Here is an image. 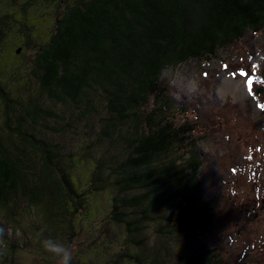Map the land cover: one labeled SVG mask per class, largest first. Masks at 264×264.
Returning a JSON list of instances; mask_svg holds the SVG:
<instances>
[{
  "label": "trees",
  "instance_id": "trees-1",
  "mask_svg": "<svg viewBox=\"0 0 264 264\" xmlns=\"http://www.w3.org/2000/svg\"><path fill=\"white\" fill-rule=\"evenodd\" d=\"M61 1L68 8L49 43L38 46L46 50L37 52L38 66H31L47 102L32 97L27 80L17 81L21 91L15 95L5 89L11 83L0 80V216L7 221L0 223L6 230L0 246L21 229L19 210L44 221L45 234L59 235L61 226L71 231V221L83 209L86 214L89 195L110 185L109 218L123 228L128 249L120 262L168 264L173 257L179 264H219L214 249L187 245L212 226L214 213L199 177L195 129L171 121L177 108L161 90V78L190 61L210 63L247 33L263 32L264 0ZM261 78L259 89L249 84L248 90L264 109V67ZM151 98L156 107L148 111ZM95 117L102 125L94 142L120 150L107 163L74 158L54 142L72 123ZM75 160L92 167L83 183L70 178ZM148 227L165 242V257L140 252L146 242L137 237ZM14 244L0 250V264L15 252ZM86 261L74 264L92 262Z\"/></svg>",
  "mask_w": 264,
  "mask_h": 264
},
{
  "label": "rangeland",
  "instance_id": "rangeland-1",
  "mask_svg": "<svg viewBox=\"0 0 264 264\" xmlns=\"http://www.w3.org/2000/svg\"><path fill=\"white\" fill-rule=\"evenodd\" d=\"M4 1H0V9L13 11V8L5 7ZM39 2L42 6H33L26 22L32 28V35L39 36L41 43L49 36L46 31L51 19L61 17L68 3L61 0ZM16 15L21 19L19 13ZM10 49L11 45H7L0 54V80L11 83L5 89L12 90L13 95L19 94L21 90L17 81L27 80V89L32 97L47 102L45 96L39 95L40 89L31 66H21V59ZM21 58L30 56L27 53ZM263 67L264 31L258 35L247 33L236 44L220 50L210 63L190 61L164 71L161 78V90L166 89L168 98L177 108L170 116L171 121L176 126H193L195 129L194 140L197 141L202 164L199 177L214 213L212 226L204 233L188 238L187 245L196 246L198 252L214 249V254L219 256V264H264V110L254 101L257 96L252 98L251 90H248L249 84L252 91L260 87ZM259 99L264 101V98ZM155 107L151 98L147 109L150 111ZM3 111L4 105L0 101V125ZM100 120L95 117L74 122L66 133L55 135L53 140L67 148L74 158L102 159L107 163L108 156H117L120 150L104 148L94 142V136L102 125ZM10 140L13 141L12 138ZM182 157L184 161L186 153ZM91 169V165L75 160L70 178L74 183L76 180L83 183L89 178ZM111 189L109 185L99 195L88 196V210L85 214L83 209L80 216L71 221L73 230L68 231L61 226L60 231H56L59 235L44 233L71 245L72 264L86 263V260H91L90 264H123L118 256L128 249L122 245L123 228L109 218ZM16 219L21 229L14 228L15 233L8 234L6 248L0 246V250L6 253L8 247L15 243V252L9 251L5 264H56V259H51L52 255L43 250L38 239L39 231L45 228L46 223L34 213H20V210ZM5 222L6 219L0 216V223ZM137 239L146 242L140 251L142 254L153 256V252L157 257H165V242L152 227ZM168 261V264H179V260L173 257Z\"/></svg>",
  "mask_w": 264,
  "mask_h": 264
},
{
  "label": "flooded vegetation",
  "instance_id": "flooded-vegetation-1",
  "mask_svg": "<svg viewBox=\"0 0 264 264\" xmlns=\"http://www.w3.org/2000/svg\"><path fill=\"white\" fill-rule=\"evenodd\" d=\"M1 1V0H0ZM40 0H6L4 1L5 7L13 8V11L8 12L7 10L0 9V47H3L4 50L7 47V45H11V49L13 52L15 51L16 57H19L21 61L19 64L22 65H30L32 68H36L38 66V62H36V54L37 52L44 53L46 50L41 49L38 46L42 45V42L39 36H33L32 35V28L31 26L26 22L27 14H29L30 8L35 5H41ZM53 1V0H50ZM19 13L21 16V19H18L16 14ZM56 18L55 20H51L54 23L47 27L48 30L46 31V34H49L51 36L52 30H55L56 25ZM45 34V36H46ZM46 36L45 42L49 43L51 37ZM45 42H43V45H45ZM28 53L29 56H32L28 59H23L21 56H26ZM27 60V61H25ZM259 89V87L257 88ZM261 103H263L260 100ZM264 110V109H261ZM264 200H262L263 202Z\"/></svg>",
  "mask_w": 264,
  "mask_h": 264
},
{
  "label": "clouds",
  "instance_id": "clouds-1",
  "mask_svg": "<svg viewBox=\"0 0 264 264\" xmlns=\"http://www.w3.org/2000/svg\"><path fill=\"white\" fill-rule=\"evenodd\" d=\"M45 229H41L38 234L39 243L46 253L51 254L56 259V264H72L73 250L71 245H65L58 239L45 236ZM6 230L0 227V240H3Z\"/></svg>",
  "mask_w": 264,
  "mask_h": 264
}]
</instances>
